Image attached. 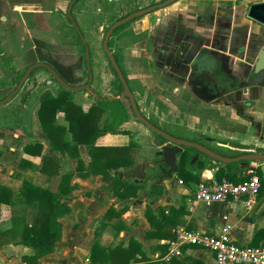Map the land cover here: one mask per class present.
<instances>
[{
  "label": "crops",
  "instance_id": "0c3cea01",
  "mask_svg": "<svg viewBox=\"0 0 264 264\" xmlns=\"http://www.w3.org/2000/svg\"><path fill=\"white\" fill-rule=\"evenodd\" d=\"M249 1L174 0L146 13H137L116 33V39L112 40L113 49L109 48L111 51L120 49L118 53L127 84L138 109L147 120L178 139L208 150L211 148L210 151L218 152L216 154L223 157H236L250 152L264 154L258 151L264 149V69L257 73L253 71L254 61L264 43V26L247 17ZM147 7L137 6L129 14ZM198 50H204L220 61V77L215 76L214 82L205 87L198 85L190 76V62ZM113 84L112 80L105 90L91 85V88L87 86V89L84 87L73 93V102L84 112L96 103V99L107 101L96 122L106 131L98 134L95 144L111 148L125 146L132 140L139 146L135 160L129 165L110 169L109 176L92 169L88 144H78L75 150L71 149L73 153L67 149L63 152L54 151L40 126L38 105L31 115L16 118V124L6 120L0 123V183L4 186L15 191L27 180L35 186L55 191L60 176L70 175L72 190L67 195L59 196L60 201L65 202L70 209L57 218L61 225L60 237L55 241L53 250L47 254H58L55 244H63L62 218H72L73 224L68 226L67 231L72 236V239L70 236L67 238L71 239V245L68 246L71 247L68 249L70 254H65L69 255L66 259H59L61 264H92L90 252L94 242H98L108 252L120 244L127 247L131 240L135 241V252L142 250L143 255L141 257L137 253L138 260H130L127 264H215L210 251L192 245L184 247L180 256L169 260L162 256L166 251V241L173 239L178 230L212 234L223 223L228 225L230 236L236 243L264 244V159L249 160L245 164L247 166L250 161H255L260 174L258 200L251 208H245L239 202L206 204L193 200L192 191L198 182L224 177L216 178L217 166L213 165L228 163L216 160L202 150L201 153L193 152V159L189 162L193 168L188 165L185 167L196 178L186 180L175 172L173 175L176 180L163 178L159 181L160 171L152 179L146 180L147 185L143 190L150 150L160 149L162 145L170 143L155 144L152 131L132 116L129 102L115 93ZM194 89L206 94L210 102L202 106H220L221 123L230 122L229 117L233 115L234 123L228 126L229 132L233 128L236 131V126L245 128L228 134L226 141L199 140L203 137L201 133H204L199 129H194L196 133L187 134L182 125L186 123L184 127L189 128V123L196 115L191 109L195 107V98L188 92ZM56 122L67 129L68 122L63 112H57ZM123 129L128 130L129 134L117 132ZM67 134L71 138L70 133ZM233 136L235 140H231ZM228 141L240 145L247 143L250 148L235 149L227 145ZM35 142L42 145L40 154L24 151L26 144ZM181 147L183 149L185 145ZM33 149L36 150V147ZM231 150L238 152L229 154ZM43 156L56 159L58 174L53 173L54 165L48 169L51 173L40 170ZM77 159L83 163L79 169H76ZM102 159L105 160V156ZM197 160L204 162V166H198ZM238 167L243 179L245 168L241 163ZM113 175L140 183L136 195L118 198L110 180ZM153 183H161L162 194L148 196ZM15 197L11 204L5 203L0 197V259H6L0 260V264H25L21 256L32 252L29 246L14 242L15 234L12 231L19 232V223L13 218L29 221L33 215L32 208ZM109 208L115 211L109 212L110 216L106 217ZM117 220L123 224L119 231L114 223ZM102 222H105L104 225ZM10 254L15 256L8 259ZM45 255L37 259V264H43L40 260ZM106 262L108 264V259Z\"/></svg>",
  "mask_w": 264,
  "mask_h": 264
},
{
  "label": "rangeland",
  "instance_id": "374dc122",
  "mask_svg": "<svg viewBox=\"0 0 264 264\" xmlns=\"http://www.w3.org/2000/svg\"><path fill=\"white\" fill-rule=\"evenodd\" d=\"M160 1L162 0H0V90L6 86L14 87L16 80L20 81L30 65L41 64L38 65L41 66L38 70H34L35 67L31 70L34 71L33 74L29 73L12 99L5 104L0 103V123L6 120L16 124V118L29 116L36 109L37 97L42 91L48 89L52 93L57 92L59 86L49 68H52L64 83L71 86L85 85V88H91V85H94L105 90L109 82L115 81L111 63L108 62L103 48L105 33L115 21L136 10L137 6L147 7ZM118 32L109 34L108 49H113L112 40L116 39L114 36ZM114 50L120 52L119 48ZM188 92L195 98V107L191 109L196 115L189 123V128L184 127L186 123L182 125L187 134L196 133L194 129H199L204 131L199 140L226 141L228 134L245 128L236 126V131L233 128V131L229 132L228 126L234 123L233 115L229 117L230 122L221 123L220 106L214 104L204 107L202 104H210L206 94L199 93L197 89ZM231 138L235 140L234 136ZM241 146L245 147L244 149L250 148L247 143ZM149 155L143 190L147 185L146 180L161 173L155 162L160 155V149L152 148ZM177 176L187 179L188 173L180 170ZM61 222L63 244H55L56 253L59 255H45L40 260L43 264H61L59 259L69 257L65 254H70L68 249L71 247L68 246L71 245L72 236L67 231L68 226L73 224V219L62 218ZM69 236L71 239H67ZM13 256L15 254H10L7 258ZM0 260L6 261L2 257Z\"/></svg>",
  "mask_w": 264,
  "mask_h": 264
},
{
  "label": "trees",
  "instance_id": "16d2710c",
  "mask_svg": "<svg viewBox=\"0 0 264 264\" xmlns=\"http://www.w3.org/2000/svg\"><path fill=\"white\" fill-rule=\"evenodd\" d=\"M131 20L120 24L112 32L115 33L117 31H120ZM111 52L114 58V62L121 70L122 75L127 82V77L122 67L119 53L115 50ZM108 62L110 63L109 59ZM39 68H41V66H36L34 70H38ZM111 68L115 76V81L113 84L114 91L116 94L120 95L123 87L112 65ZM33 72L34 71H31L30 75H32ZM18 81L19 79H17L14 83V87L8 88V86H6L0 90V101L15 89ZM57 83L59 89L55 94L46 89L42 91L37 97V115L40 126L42 130L47 134L53 150L63 152L67 149L71 151V149L75 150L78 144H88L90 146L89 155L91 158L90 165L92 169L96 172H101L104 175L108 176L110 169L131 164L135 160L137 154L136 151L139 148L138 144L134 141L129 140L128 144L125 146L111 148L95 144L98 134L106 131V129L102 126H98L96 122L97 117H99L102 113V106L105 105L107 101L96 99V103L92 104L89 109L84 112L82 111L80 106L76 105L73 102L74 91L63 87L61 84H59L58 81ZM120 96L128 100L127 96ZM58 111L63 112L64 118L68 122L67 129L66 127L56 122V114ZM132 115L133 117H135L133 112ZM148 121L154 126L170 134L168 131L156 125L152 121ZM67 132L70 133L71 138H69ZM117 132L129 134L128 130L124 129L118 130ZM152 133L156 145H162L164 142H167V140L161 135L154 132ZM227 145L234 147L235 149L244 148L237 143L228 142ZM35 147L36 150L33 149ZM41 148L42 145L38 142H35L30 145L26 144L24 146V151L31 154H40ZM209 149L211 150V148ZM133 151H135V153H133ZM258 151L264 153V149L262 148L258 149ZM193 152L201 153L200 150L194 147L185 146L177 154V172H179L180 170H185V167L187 165L189 166V162L193 159ZM237 152L238 150H231L229 154H236ZM70 153L73 152L71 151ZM103 156H105V160L102 159ZM160 158L161 155H158L155 159V162L158 166L159 171H162L166 168V166L160 160ZM238 163L239 162H228L221 165L219 164L215 170L216 178L224 176L225 178L234 182L241 181L242 175L238 167L240 163ZM82 164L83 163L81 162V160L77 159L76 169H79V165ZM52 165H54L53 173L58 174L56 159L53 156H43V162L41 164L40 170L46 173H51V170L48 169L49 167L51 168ZM197 165L203 167L204 162H202L201 160H197ZM189 167L193 168V165ZM244 168H246V166H244ZM187 173L188 178L186 180H191L197 177L191 172ZM255 173L258 176L260 175L256 168ZM110 180L113 183L114 194L118 198L135 196L137 190L141 187L140 183L134 182L133 180L129 179L122 180L117 175L110 176ZM69 183L70 175L68 174L60 176V181L58 183L56 191H52L48 188H43L40 186H35L27 180H24L19 188H17L15 191L0 183V197H3L5 203H13V197L16 195L15 199H18L26 206L28 205L30 208H32L33 215L29 221H25L24 218L21 219V221L17 218H13V220H16V222L18 221L19 223V232L17 233L15 231H12V233L16 235L14 242L29 246L32 249L31 253L23 254L21 256V259L23 262H25V264H37V259L40 256L45 255L53 250L55 241L60 237V224L57 218L67 213L70 209L65 202H62L59 199V196L61 194L67 195L70 190H72L73 185H70ZM150 190L151 191L148 193V196L153 197L156 194H162L161 183H153L150 187ZM14 192L15 195H13ZM8 197H11V199L8 200ZM111 211L113 212L115 210L109 208L105 214L106 217L110 216L108 215V213ZM148 219H150L149 215ZM104 223L105 222H102V225H104ZM114 223H116L117 231L120 230V226L123 227L122 222H120L119 220L115 221ZM134 246L135 241L131 240L129 241V245L127 247H123L120 244L115 246L114 248H110L107 252L106 249L102 247L98 242H94L90 252L92 264H107V259L108 264H127L130 262V260L137 261L138 257L136 256V254L138 253L142 257L143 251L138 250L137 252H135Z\"/></svg>",
  "mask_w": 264,
  "mask_h": 264
},
{
  "label": "built area",
  "instance_id": "2783aa9c",
  "mask_svg": "<svg viewBox=\"0 0 264 264\" xmlns=\"http://www.w3.org/2000/svg\"><path fill=\"white\" fill-rule=\"evenodd\" d=\"M257 163L250 161L245 168V177L241 181L227 178L219 180H201L192 191L193 200L206 204L212 202H239L245 208H251L258 200L260 177L255 173ZM181 182V180H179ZM198 246L210 251L215 264H264V244H239L230 236L229 227L223 223L215 233L202 231H177L173 239L166 241L163 259L180 256L186 246Z\"/></svg>",
  "mask_w": 264,
  "mask_h": 264
},
{
  "label": "water",
  "instance_id": "95a60500",
  "mask_svg": "<svg viewBox=\"0 0 264 264\" xmlns=\"http://www.w3.org/2000/svg\"><path fill=\"white\" fill-rule=\"evenodd\" d=\"M174 0H167L166 2L160 3V4H156L153 6H149L145 9L139 10L138 12L135 13H131L117 21H115L107 30V32L104 35L103 38V48L104 51L112 65V67L114 68L120 82L121 85L123 87L120 95L123 96H127L128 97V102L130 104L131 110L134 114V116L137 118V120H139L143 125H145L150 131L161 135L163 138H165L167 140L168 143L170 144H165L162 145L160 147V155L161 158L160 160L164 163V165L166 166V168L164 170H162V173L158 176V180L161 181L163 178H169V179H173L176 180L175 176L173 175L175 172H177L178 166H177V154L182 150L181 145H185V146H191L194 147L198 150H202L204 152H206L207 154H209L210 156H212L213 158H215L216 160L222 161V162H234V161H238L239 163L242 164V167L245 166V164L247 163V161L249 160H255V159H264V154H260V153H248V154H244V155H239L236 157H223L221 155H218L210 150H208L207 148H204L198 144H194L192 142L186 141V140H181L178 139L168 133H166L165 131L161 130L160 128L154 126L153 124H151L140 112V110L138 109L134 96L132 95V92L129 89V86L127 84V82L125 81L121 70L119 69V67L116 65V63L114 62V58L111 54L110 49L107 48V39L109 34L120 24L132 19L137 13H146L156 7H162L165 6L166 4L172 2ZM246 15L248 18L256 21L258 24H260L261 26H264V0H250L247 4V8H246ZM41 64H33L30 65L24 72L23 76L21 77L17 87L8 95L6 96L3 100L0 101V103H4L6 102L11 96H13L14 94H16V92H18V90L21 87L22 82L24 81V79L29 75V73L31 72V70ZM49 68V67H48ZM54 76L55 79L59 82V84H61L63 87L74 91L77 89H81L84 88V86H69L66 83L63 82V80L56 75V73L54 72V70L52 68H49ZM264 69V43H263V47L259 49L258 54H257V58L254 61L253 64V71L255 73L261 71ZM32 86V84H31ZM30 87V85H29ZM28 87V88H29ZM87 87V86H86Z\"/></svg>",
  "mask_w": 264,
  "mask_h": 264
},
{
  "label": "flooded vegetation",
  "instance_id": "af4514ba",
  "mask_svg": "<svg viewBox=\"0 0 264 264\" xmlns=\"http://www.w3.org/2000/svg\"><path fill=\"white\" fill-rule=\"evenodd\" d=\"M191 46L194 47V45ZM190 76L200 86L210 85L214 82L215 76L220 77V61L217 60L216 56H210L208 52L198 50L190 62Z\"/></svg>",
  "mask_w": 264,
  "mask_h": 264
}]
</instances>
